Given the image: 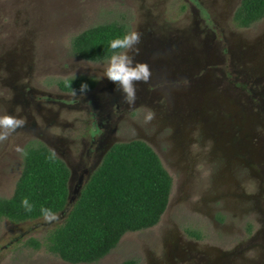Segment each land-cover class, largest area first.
<instances>
[{
  "label": "flooded vegetation",
  "instance_id": "1",
  "mask_svg": "<svg viewBox=\"0 0 264 264\" xmlns=\"http://www.w3.org/2000/svg\"><path fill=\"white\" fill-rule=\"evenodd\" d=\"M242 1L213 0L211 8L218 20L212 23L217 22L221 28V24L227 26L231 12V20L234 21ZM189 3L194 7L193 2ZM207 16L210 21L211 15ZM261 22H264V18L258 23ZM207 23L196 33L208 58L213 59L215 55L210 49L232 53L230 62L233 69L227 68L225 73L228 88L221 92L210 90L200 100L177 102L170 95H163V91L175 92L174 85H162L161 81L139 85L143 92L152 94L153 100L140 101L135 105L136 110L141 112H133V117L137 115L136 119L141 122L137 126L133 124L136 127L134 138L154 150L173 182L168 207L159 224L151 228L161 239L156 242L149 241L148 237L141 238L150 243L157 253V264H264V24L259 35L255 36L254 44L240 35H229L230 53L224 41L219 42L220 46L215 44L218 41L216 26L211 27ZM159 29L177 35V42L174 43ZM194 29L189 27L188 22L183 28H170L168 23L160 24L158 29H151L149 25L145 28L141 33L140 49L152 51L148 53L149 60H145L151 61L152 80H157L163 74L165 77L173 74L168 75L169 68L162 74L154 70H157L156 66H161V59H168L169 51L186 54L191 41L189 35L192 36ZM226 32L223 30L221 33L224 39ZM25 39L20 36L0 37V115L18 114L27 121L24 128L9 137L8 145L12 143L14 151L17 145L24 149L29 138H33L54 154L58 153V148L71 152L70 143L63 138L65 131L53 133L52 129H61L63 125L67 127L71 119L75 120V114L87 115L83 124L89 123V131L95 142L91 153L95 152L98 140L104 143L99 148L98 164L94 170H83L77 187L71 190L72 197L77 198V192H81L89 182L107 154L120 144L121 138L115 136L118 124L111 131L107 127L114 116L113 111L109 110L103 116L90 107L99 99L112 104L114 98H119L117 85L109 80L107 87L99 89L97 80L91 77L97 85L83 98L73 97L71 92L61 90L57 83L56 95L48 94L47 89L35 84L33 79V76L38 77L48 71L41 61L34 62L33 46ZM193 40L197 41V38ZM160 50L162 52L158 54ZM172 58H177L179 61L176 62L183 67V71H187V64L181 61L182 58ZM68 61L65 60L66 63ZM223 63L227 65L226 60ZM55 65L57 69L60 68V63ZM205 66L206 70L213 69L210 77L216 81L217 61H208ZM61 74L66 76L69 72L63 71L54 76ZM250 74L259 79L256 84L242 88L237 83L235 85V78ZM76 77L89 78L78 75L59 81ZM97 89L99 92H96ZM227 91L231 92L232 100L225 96ZM43 98L50 99L51 110L38 102ZM18 106L20 113L16 112ZM149 111L155 112V119L146 122L145 116ZM59 119L63 121L62 126ZM15 154L14 166L17 169L21 154L16 151ZM60 156L64 157L63 154ZM70 172L71 188V169ZM166 215L164 224L162 222ZM206 234L212 238L209 237L205 244ZM238 235L242 237L241 240H238ZM243 237L249 238L246 240ZM206 245L211 246L207 250L214 255L206 252ZM242 253L248 254V257L241 263L237 259ZM136 264L139 262L136 261Z\"/></svg>",
  "mask_w": 264,
  "mask_h": 264
},
{
  "label": "rangeland",
  "instance_id": "2",
  "mask_svg": "<svg viewBox=\"0 0 264 264\" xmlns=\"http://www.w3.org/2000/svg\"><path fill=\"white\" fill-rule=\"evenodd\" d=\"M189 1L193 2L194 7L190 5ZM212 2L213 0H188V2L186 0H0V37L20 36L26 38L27 43L31 47L33 46L32 55L34 62L41 61V64H45L44 67L48 71L47 74L38 77L37 75L33 76L35 84L37 83L40 87L47 89L48 94L52 93L55 96V92H57L56 83L60 79L67 77L78 75L94 77L98 82L99 89L107 87L110 84L109 79L104 75L108 61L103 63L85 62V60L73 55L71 47L73 38L87 29L100 24L116 22L128 27L129 32L137 31L143 33L148 25L151 29H158L160 24L164 25V23H168V27L170 28H183L188 22L189 27H194L195 29L192 36L189 35L191 41L189 42L190 47L186 54L184 52V55H181L178 52L169 51L168 59H161V66H156L157 70L155 69L154 71H159L162 74V71L169 68L170 72L168 75L173 74L167 77L163 74L157 80H151L150 84L161 81L162 85H174L176 88L175 92L163 91V95H170L177 102L200 100L210 90L221 92L229 86V84L227 85V76L225 75L227 68L233 69L230 62L232 53L230 52L231 44L229 42L231 40H228L229 35H240L253 43L256 38L255 36L259 35L260 28L264 24V22H261L247 29L239 28L231 20V14L233 13L231 12L229 23H227V26L221 24L223 26L221 28L217 22L216 24L212 23L218 20V17L214 15L211 8L213 6ZM209 14L211 15L210 21L207 19V15ZM205 22L210 23L211 27L216 26L215 30L218 32V41L215 44L220 46L219 44L224 41L231 54H226L225 50L222 49L216 52L210 49V52L215 53V55L212 56L214 57L213 59L208 58L205 50L201 47L200 39L196 33V31L203 29L202 27ZM4 27L5 29H3ZM159 30L174 43L177 42L175 39L177 35H171L169 30L166 29ZM223 30L227 31L225 39L221 34ZM193 38H197V41H194ZM152 47L157 48L155 45ZM150 52L152 51L144 48L140 51V55L136 57V60L147 62L151 66V61H145L146 59L149 60L147 56ZM161 52L160 50L158 54H161ZM172 57L182 58L181 61L187 64V71H183V67L176 62L179 60ZM65 60L70 61L66 63ZM225 60L227 61L226 66L223 63ZM208 61H217L218 71L215 74L218 83L215 81V78L210 77L213 69L209 70L208 68L206 70L205 63ZM164 62L166 64H163ZM56 63H60L59 69H57ZM190 68L191 70L189 71ZM171 69H173L172 72ZM63 71L69 72V74L66 76L64 74L54 76V74ZM235 80V85L237 83L242 88L247 87L249 84H256L259 79L250 74L248 76H238ZM141 84L137 85L136 104L140 101L153 100L151 93H145L142 90L143 88L139 87ZM215 84L217 86H213ZM181 86L187 87L182 88ZM99 89L96 92H99ZM116 94L119 95V98H114L112 104L111 102L108 104L106 101H100L99 99L96 102L94 101L90 107L97 110L98 115L103 116H105V112L112 110L114 116H112L109 124H107L109 131L113 130L115 125L118 124V131L115 133V136L121 138L119 142L134 141L136 140L134 138L136 127L133 124L137 126L141 120L136 119L137 115L133 117L135 115L133 112L137 114L141 111L136 110L137 106L130 108L125 104L122 101L121 92L116 90ZM225 96L229 100H232L230 91H227ZM49 100L48 98H43L39 99L38 102L51 110V106L48 103ZM117 100H120V102ZM116 110H118L117 114L115 113ZM54 112H56V109H54ZM73 117L75 120L71 119L66 124L67 127H64L63 121L59 119L60 126L63 125L61 129H52L53 133L65 131L63 138L67 139L70 143L71 152L58 148L59 154L55 155L73 172L72 191L77 187L78 179L83 170H94L96 164H98L99 148L104 143L98 140L95 145V152L91 153L92 145L95 143L92 138L93 134L89 131V123L83 124L88 116L80 113L75 114ZM40 144L42 143L29 138V142L24 150L26 151L28 147ZM62 154L63 158L60 156ZM14 156L16 154L12 143L8 145V140L0 143V198L12 197L16 183L21 175L24 156H18L19 165L17 169L14 166ZM58 216L59 220L52 223H48L44 219L23 223H14L7 219H1L0 264H69L62 261L56 255L51 254L45 247L48 233L59 227L65 219L63 214H59ZM166 220L167 215L164 217L162 223L165 224ZM155 234L156 232L153 229L127 233L113 251L104 259L93 264H122L131 259L138 261L139 264H157V253L152 250L150 243L141 238L148 237L149 241L158 242L161 236H156ZM209 237L212 238L206 234L205 244L208 242ZM238 238V240H241L242 237L240 238L238 235ZM243 238L248 240L249 237ZM31 239L40 241L43 247L39 250L28 247L26 244ZM207 249H211V246L206 245V252L214 255ZM247 257L248 254L242 253L237 260L242 263L246 261Z\"/></svg>",
  "mask_w": 264,
  "mask_h": 264
},
{
  "label": "trees",
  "instance_id": "3",
  "mask_svg": "<svg viewBox=\"0 0 264 264\" xmlns=\"http://www.w3.org/2000/svg\"><path fill=\"white\" fill-rule=\"evenodd\" d=\"M263 18L264 0H243L234 22L240 28H249ZM126 33L128 27L116 22L91 27L73 38V55L92 63L106 62L112 54L109 42ZM65 81L72 82L78 93L82 83L89 85V91L97 85L91 77L57 82L61 90L71 93ZM26 153L12 197L0 198V220H40L42 206L63 214V223L48 233L45 247L66 263L99 262L127 233L159 224L168 207L172 178L159 156L144 142L134 140L114 146L69 210L71 172L67 165L42 144L29 147ZM25 197L34 206L32 212L25 211L21 204ZM26 245L35 250L43 247L36 239ZM123 264H136V260Z\"/></svg>",
  "mask_w": 264,
  "mask_h": 264
},
{
  "label": "clouds",
  "instance_id": "4",
  "mask_svg": "<svg viewBox=\"0 0 264 264\" xmlns=\"http://www.w3.org/2000/svg\"><path fill=\"white\" fill-rule=\"evenodd\" d=\"M142 43V35L137 31L126 33L122 37H117L109 42L111 56L104 70L107 79L117 85V91L122 94V101L130 108H134L137 101V85L150 84L152 80V70L147 62H140L136 57L140 55V44ZM67 87L72 88V82L65 81ZM89 91V85L82 83L77 90L72 88L73 97H84ZM21 108L18 106L16 112L20 113ZM155 119V112L149 111L145 116L146 122ZM26 118L21 115L5 114L0 115V143L9 139L18 129L26 126ZM15 151L22 156L27 155L26 151L17 145ZM54 155V154H53ZM50 159L52 157H49ZM25 211L32 212L34 206L25 197L21 201ZM43 219L52 223L59 220V216L52 212L51 209L41 207L40 209Z\"/></svg>",
  "mask_w": 264,
  "mask_h": 264
},
{
  "label": "water",
  "instance_id": "5",
  "mask_svg": "<svg viewBox=\"0 0 264 264\" xmlns=\"http://www.w3.org/2000/svg\"><path fill=\"white\" fill-rule=\"evenodd\" d=\"M70 189H71V188H70ZM77 191H78V190H77ZM77 193L80 194V191H78ZM76 199H77V198H73L72 195H71L70 200H69V204H68V207H67L66 210H69V209L73 206V204L75 203Z\"/></svg>",
  "mask_w": 264,
  "mask_h": 264
}]
</instances>
